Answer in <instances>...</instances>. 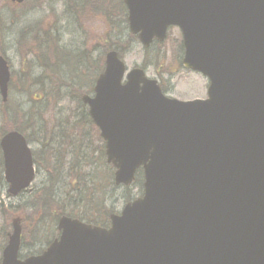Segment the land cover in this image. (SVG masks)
I'll list each match as a JSON object with an SVG mask.
<instances>
[{
	"label": "water",
	"instance_id": "obj_1",
	"mask_svg": "<svg viewBox=\"0 0 264 264\" xmlns=\"http://www.w3.org/2000/svg\"><path fill=\"white\" fill-rule=\"evenodd\" d=\"M123 2L145 49L180 29L182 64L208 79L207 98H169L143 69L128 71L108 52L94 95L82 102L115 184L132 185L142 169L143 196L112 214L110 228L61 217L60 237L24 260L15 218L1 264H264V0ZM9 81L0 55L4 102ZM0 147L16 197L35 179L33 152L18 131Z\"/></svg>",
	"mask_w": 264,
	"mask_h": 264
},
{
	"label": "rangeland",
	"instance_id": "obj_2",
	"mask_svg": "<svg viewBox=\"0 0 264 264\" xmlns=\"http://www.w3.org/2000/svg\"><path fill=\"white\" fill-rule=\"evenodd\" d=\"M120 1L75 0V5L90 8L88 12L81 13L74 11L72 7H67L63 0H25L22 5H13L10 0H0V54L7 59L11 70L8 101L3 102L0 95V137L14 124L24 127L37 161L36 178L31 185L32 192L27 191L17 197H10L5 193L2 197L5 209L8 210L7 214L22 219L23 231L30 224L29 221L25 223V219L31 218L30 210L27 208L28 202L33 193L48 184L49 174L53 173L50 169L51 165L54 166V161H51L49 156L52 151L45 152L42 148L43 142H57L55 136L61 123L66 122L69 113L79 117L82 111H88L87 106L80 102L81 98H77L78 95H93V86L105 67V56L108 51L115 50L120 54L121 51L115 48L117 46L121 48L120 56L127 69L129 71L134 68L144 69L149 78L159 82L170 98L188 101L207 97L208 79L182 66L184 50H182L180 29L171 27L164 42H155L150 48L145 49L139 39L131 34L128 23H124L122 13L116 8ZM111 12L116 16L107 18ZM34 37L37 41L44 39L42 49L32 45ZM52 39L55 41H51ZM109 45L111 47H108ZM114 45L116 47H113ZM126 45H129L128 49H125ZM65 53H70L67 60L57 63L55 56L64 57ZM39 58H46L50 65L60 64L61 73L60 70L59 73L58 70L52 73L49 69H44ZM55 87L66 90V97L58 104H55V100L62 99L59 94L64 92L58 90L60 93H57ZM73 95L77 98H73ZM48 100L52 102L47 103ZM21 110L29 115L34 114V121L37 123L35 128L29 127L33 124L32 121L28 123L24 119L17 118L16 113ZM14 118L17 120L13 121ZM39 128L42 130L40 133ZM80 131L85 139H91L95 150L94 157L97 160L96 166H90L91 168L83 165L82 173H90L94 170L103 174L106 172L107 164L106 158L102 156L104 142L99 131L95 126L87 125L82 126ZM84 144L88 143L84 142ZM68 151L71 152V149ZM70 161L71 155H68L67 166ZM66 171V168L62 171L65 175L55 188L58 198L65 196L68 185L72 184L66 176ZM102 174L99 177L106 185V179ZM89 183H91L90 179ZM111 193L112 195L109 193L105 197L107 201L104 208L120 213L129 198H138L143 192L140 187L132 185L129 188L113 186ZM19 206H25L26 211L14 212ZM86 210L85 207L80 206L74 211L79 214ZM101 212L104 213V210ZM4 220L5 216L0 213V230L5 225ZM53 220L54 218H47L40 225L38 234L34 232L25 239L20 251L22 258L39 254L41 250L47 248L45 241L50 231L57 229V223ZM11 230L10 226L9 232ZM0 243L6 245L2 241ZM1 258L2 249H0V261Z\"/></svg>",
	"mask_w": 264,
	"mask_h": 264
},
{
	"label": "trees",
	"instance_id": "obj_3",
	"mask_svg": "<svg viewBox=\"0 0 264 264\" xmlns=\"http://www.w3.org/2000/svg\"><path fill=\"white\" fill-rule=\"evenodd\" d=\"M63 1L67 5V7L68 6L69 8L72 7L74 11H78L77 9H75V6H74L75 0H63ZM116 8L119 9L118 10L119 13H122L123 15L122 19L124 23L127 24L128 23L127 9L122 0L117 4ZM91 11H93V9H91ZM84 12H88V11H82L81 13H84ZM114 16H116L115 13L113 14V12H111L109 13L107 18H112ZM35 38L36 37H34L33 39L32 45L38 48L39 43L37 39ZM128 46L129 45H126L125 49H128ZM108 47H111V45H109ZM113 47H116V45H114ZM115 49L121 51L120 55H122L121 48L117 46ZM67 54L70 55V53H67ZM55 57L57 58V62L65 61L67 58L66 53L64 54V57L62 55H57ZM54 89H57V93H60L59 91L64 92V93L59 94L60 98L63 97L62 99L55 100V104H58L60 101L64 99V97H66V90L61 87L60 88L55 87ZM72 97L77 98L74 95ZM79 98H81L80 95H78L77 99ZM49 102L51 103L52 101L48 100L47 103ZM16 114L18 115L17 118L22 119V120L24 119L28 123L32 121L33 124L29 125L30 128L36 127L37 123L34 121V117H33L34 114L29 115L27 113H24L22 110L17 112ZM8 120L14 124L13 121L17 119L14 118L13 121L10 119ZM61 124H62L60 125L61 128L59 127V131L57 132V135L55 136V139L58 142L57 148H49V150L47 149L48 151H45V152L52 151V153H49V156L51 157V161H54L53 162L54 166L51 165V169H50L53 171V173L49 174L48 184L44 186L41 190L33 193L27 205V208L30 210L31 218L30 220L25 219V223H28L29 221L30 224H29V227H27L25 231H23L22 245L25 239L31 236L32 233L36 232L38 234L40 232V225L43 224V222H45L47 218H50V219L54 218L53 220L54 223H57L60 217L70 216L73 218H78L87 223H91V224L102 226V227H108L110 223L109 214L112 213L113 211L109 209L106 210L104 208V204H105V201H107L105 197L109 193L110 195H112L111 191H113V186L114 188H116L114 184V169L112 168V166L108 165L106 162L107 169H106V172H104L103 174L100 172H95L94 170L93 172H90V173H82L83 165H85V167L86 166H89V167L96 166V161H97L94 157L95 150L92 147L93 143L91 139L89 140L88 138L85 139L82 136L81 131H80L82 126L84 125H87L89 127L94 126L90 120L89 113L88 111L87 112L82 111L79 117H75L73 116V113L72 114L69 113L68 116H66V122L64 124L62 122ZM11 130H17L23 133L26 136L27 140L30 142V138L28 134H26L27 130L24 129V127H21L15 124L14 126H12L11 129L3 132L1 134V137L2 135H4L5 133ZM39 130H40L38 131L39 133L42 132L41 128H39ZM46 133L47 132L45 131L44 132L45 136H46ZM50 139L54 140V138H50ZM86 140H88V142ZM84 142L88 144H84ZM46 145H48V142L44 141L42 145L43 149L46 148ZM104 148L105 146L103 145V150H102L103 155L102 156L105 159V151H104L105 149ZM69 149H71V152L68 151ZM68 155H71V161L69 165L67 166L66 159ZM65 168L67 170L66 176L69 177L72 184L68 185L69 187L66 190L65 196L63 197L60 196V198H58V193L56 192L55 188L60 183V181L63 179V176L65 174L62 171ZM101 174L103 175V178L106 179V185L104 182L102 183L101 177H99V175ZM89 179L91 183H89ZM143 183H144L143 171L140 170L137 173V178L133 185L140 187L141 192H143ZM6 190H7V184L4 179L3 157H2V152L0 148V213H2L5 216V220H4L5 225L0 230V239L3 238V240H0V242L1 241L5 242V244L8 243V236L10 233L9 228L10 226L12 227V220H13V217H12L13 215L7 214L8 210L5 209V205L2 201L3 195L7 193ZM131 199L132 197L129 198V201H131ZM80 206L85 207L87 210L84 213L76 214L74 210L79 208ZM19 210L26 211L25 206H19L17 210L14 212H19ZM101 210H104V213L101 212ZM58 236H59V233L57 229L52 232L50 231V235L45 241L47 246ZM5 246L6 245L3 246V243L2 244L0 243V249H2V251L5 248ZM42 251L43 250H41L39 253H41ZM0 264H1V261H0Z\"/></svg>",
	"mask_w": 264,
	"mask_h": 264
},
{
	"label": "flooded vegetation",
	"instance_id": "obj_4",
	"mask_svg": "<svg viewBox=\"0 0 264 264\" xmlns=\"http://www.w3.org/2000/svg\"><path fill=\"white\" fill-rule=\"evenodd\" d=\"M77 4V3H76ZM68 9V8H67ZM75 9H77L78 11H80V12H82V11H89L90 10V8L89 7H86V6H83V7H81V6H79L78 4L77 5H75ZM44 42V39H42L41 38V40L39 39L38 40V43H39V49H42V45H43V42ZM51 41H55L54 39H52ZM70 55H68V54H66V57H69ZM40 59V64L43 66V68L44 69H46V70H48L49 69V71L50 72H52V73H54L56 70H58V73H59V70L62 68L61 66H60V64H56V63H54V64H52V65H50V64H48V61H47V59L46 58H43V59H41V58H39ZM67 60V59H66ZM65 60V61H66ZM64 62V61H63ZM62 62V63H63ZM57 63H60V62H57ZM60 73H61V70H60ZM43 78V77H42ZM97 79V78H96ZM10 81H11V77H10ZM96 82V81H95ZM95 85V84H94ZM9 86H10V82H9ZM162 87V86H161ZM93 88H94V86H93ZM162 89H163V87H162ZM8 90H9V88H8ZM92 91H93V89H92ZM90 120H91V118H90ZM91 122H92V120H91ZM28 142V144H29V146H30V142L29 141H27ZM57 146H58V142H54V141H52L51 143H48V145H46V148H44V151H48L49 150V148H57ZM43 148V147H42ZM48 149V150H47ZM105 149V148H104ZM105 151V150H104ZM32 152H33V150H32ZM33 156H34V166H35V170H36V173H37V169H36V161H35V154H34V152H33Z\"/></svg>",
	"mask_w": 264,
	"mask_h": 264
},
{
	"label": "bare ground",
	"instance_id": "obj_5",
	"mask_svg": "<svg viewBox=\"0 0 264 264\" xmlns=\"http://www.w3.org/2000/svg\"><path fill=\"white\" fill-rule=\"evenodd\" d=\"M133 185V184H132ZM132 185H130V186H132Z\"/></svg>",
	"mask_w": 264,
	"mask_h": 264
}]
</instances>
